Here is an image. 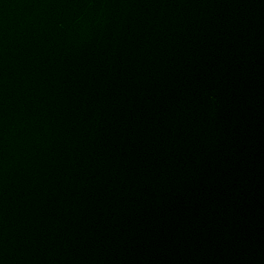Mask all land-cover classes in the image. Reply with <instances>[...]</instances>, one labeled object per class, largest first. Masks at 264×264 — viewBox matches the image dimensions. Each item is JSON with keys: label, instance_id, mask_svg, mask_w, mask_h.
<instances>
[{"label": "water", "instance_id": "95a60500", "mask_svg": "<svg viewBox=\"0 0 264 264\" xmlns=\"http://www.w3.org/2000/svg\"><path fill=\"white\" fill-rule=\"evenodd\" d=\"M0 264H264V0H0Z\"/></svg>", "mask_w": 264, "mask_h": 264}]
</instances>
